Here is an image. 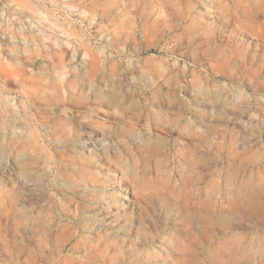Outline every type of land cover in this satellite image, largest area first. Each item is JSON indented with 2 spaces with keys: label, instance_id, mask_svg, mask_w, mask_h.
<instances>
[{
  "label": "rangeland",
  "instance_id": "obj_1",
  "mask_svg": "<svg viewBox=\"0 0 264 264\" xmlns=\"http://www.w3.org/2000/svg\"><path fill=\"white\" fill-rule=\"evenodd\" d=\"M73 21L78 23L69 27ZM76 42L102 50L106 67L131 60L155 69L145 79L158 81L152 102L157 113L169 108L170 85L159 75L161 67L187 74L190 65L202 63L209 70L220 67L222 77L243 70L255 76L257 93L264 92V0H0V81L37 107L42 101L29 95L25 73L45 76L59 54L68 59L67 44ZM14 52L20 53L19 66ZM62 110V102L48 101L43 114L57 126ZM197 125L203 127L199 120ZM151 127L164 138V151L141 162L136 175L111 165V182H96L90 171L71 193L57 190L51 198L19 202L0 191V248L15 244L24 264H261L264 197L249 183L264 176V128L252 136L242 124L229 123L202 140L169 131L159 119ZM103 190L114 202L111 215H91L94 195ZM51 213L75 225L59 253L51 250L60 246L50 234L30 225ZM80 239L86 254L74 248Z\"/></svg>",
  "mask_w": 264,
  "mask_h": 264
},
{
  "label": "clouds",
  "instance_id": "obj_2",
  "mask_svg": "<svg viewBox=\"0 0 264 264\" xmlns=\"http://www.w3.org/2000/svg\"><path fill=\"white\" fill-rule=\"evenodd\" d=\"M11 7L5 5V9ZM61 7L75 12L77 6ZM74 23L78 21L69 27ZM67 48L68 59L59 54L61 58L45 76L25 73L29 95L42 101L40 107L21 90H9L0 81V191L17 202L44 195L51 198L57 190L71 193L90 171L96 182H111L115 175L111 165L123 169L125 176L138 174L141 162L146 164L164 151V138L155 137L152 131L154 119L169 131L202 140L212 138L229 123L242 124L252 136L264 128V92L257 93L255 76L249 77L243 70L231 69L230 76L222 77L220 67L209 70L202 63L190 65L187 74L161 67L159 75L170 85L169 108L157 113L152 102L158 81L145 79L155 69L134 65L131 60L106 67L102 50L96 52L79 42L67 44ZM19 55L13 53L18 66ZM181 91L188 95L181 96ZM48 101L63 103L64 119L57 126L50 125L43 114ZM249 190L264 197V176L250 182ZM22 254L15 244H5L0 248V264H24Z\"/></svg>",
  "mask_w": 264,
  "mask_h": 264
},
{
  "label": "bare ground",
  "instance_id": "obj_3",
  "mask_svg": "<svg viewBox=\"0 0 264 264\" xmlns=\"http://www.w3.org/2000/svg\"><path fill=\"white\" fill-rule=\"evenodd\" d=\"M100 193H94V200H93V209L90 210L91 215H95L101 211H104V213H101L102 216H108L111 215L110 209L112 208L114 202H110V196L109 193L105 190L99 191ZM99 198V200H98ZM63 205V203H61ZM75 207L83 206L84 209H88L91 206H89L86 203H77L74 205ZM86 207V208H85ZM148 221V220H147ZM32 228H34L36 231H38L41 234H50L53 238V241L56 245L60 246V249H56L52 247V251L60 252L67 248V243L69 242L71 236L74 234L75 225L71 222L69 224L68 222L64 221L63 219H60L58 216H55L51 213V215H46L45 218L38 217L36 220L33 219V221L30 222ZM154 227H157L158 222L153 221ZM146 226V225H145ZM143 233V232H142ZM147 237V236H146ZM145 239V238H144ZM146 240V239H145ZM164 240V239H163ZM82 239H80L75 245L74 248H81L80 250H83V252L87 253V247H85L84 242H81ZM89 254L83 255L82 257H88ZM70 257L75 260L76 258L71 256Z\"/></svg>",
  "mask_w": 264,
  "mask_h": 264
}]
</instances>
